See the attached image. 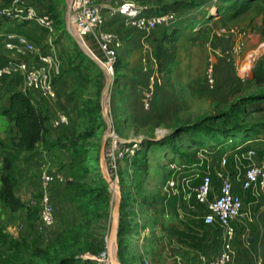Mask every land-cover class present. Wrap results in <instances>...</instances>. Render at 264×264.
Returning a JSON list of instances; mask_svg holds the SVG:
<instances>
[{
  "label": "rangeland",
  "instance_id": "rangeland-1",
  "mask_svg": "<svg viewBox=\"0 0 264 264\" xmlns=\"http://www.w3.org/2000/svg\"><path fill=\"white\" fill-rule=\"evenodd\" d=\"M6 2L7 0L4 3ZM101 4L109 5V2H102ZM216 4H220L219 0ZM214 7L215 9L211 14L215 15L216 19L214 18V21L216 23L213 26L202 23L193 28L190 27V24L187 28L186 25H183L185 21L182 19V22L174 23L168 32L162 34L149 33L143 39L142 45L134 46L127 43L126 36L130 38L139 34L135 33L130 27L123 25L118 18L115 19L105 12L100 28L120 34L123 40L120 61L116 66L112 81L108 83L106 93L107 80L101 64L102 54L96 42L93 41L94 44L92 43L91 47L85 48L79 42L80 38L76 37L80 44L75 40H71L74 43L73 45L68 39V43L66 42L64 48L60 51V53H63L62 55H66L60 61V68L56 75L60 79L61 76L65 77L68 74L74 75L73 73H75V75H78V71L83 67L87 70L85 72L86 78L78 83V89H74L76 93L71 92L74 100L81 97V100L88 104L86 112L82 111L84 117H81V119L78 118V113H73L76 117L73 122H77L74 134L80 135L76 142H80L79 145L84 143L91 147L88 153L81 155L82 163L86 165L94 164L99 170L103 169V148L108 140V126L111 125L110 129H114L121 139L130 145H136L130 158L121 163V168L127 169L137 159L138 162L146 163L148 171L145 175H142L139 171L138 175L134 177L135 187L139 185L136 188L131 186L132 180H129L126 175H121L120 181L115 182L116 191L113 186L109 185L111 190L108 195L111 204L107 211L96 209L90 214L89 211L76 208L70 198L72 186L68 187L67 194L63 193L55 198V202L59 205L58 218L55 222L56 225L52 229H47V231L39 228L37 190L29 200L30 206L24 204L16 212L11 211L0 201V264L11 261L14 253L18 251V245L22 243L30 248L37 246L47 249L50 253L48 260H41V264H55L58 255L74 250L75 245H77L75 240L69 239H65L66 241L63 243H55V238L60 237L59 235L62 233H66V230L74 233L80 239L88 240L92 247L97 246L100 237H105L108 240L112 208L119 197V191L120 200L124 201V198L121 199V195H127L128 202H126L129 206L135 208L139 203V197L144 196L145 188L154 180L160 178L159 176L165 174V169L169 168V161L177 162L181 157L191 155V152L194 151L196 142L192 140V135H194L190 130L192 123L204 122L207 127L206 131H200L196 135L197 140L207 146L214 145L211 142L213 139L208 133L210 129H215L218 134L228 133L227 131L235 128H246V130L258 128V130L261 129L264 132V99H248L249 96L264 92V77L262 81H258L254 77L256 73H259L260 62H263L264 69V55L257 56V48L264 41V36L260 31L261 15L257 9L253 8L232 18L229 17L231 13L229 10L224 9L220 14L217 12L216 6ZM197 17V20L200 21L204 17L203 12ZM2 24L6 26L3 29L1 28L4 31L3 34L16 28L14 23L9 21H3ZM220 28H224L227 35H217L216 31ZM237 29H247L248 31L244 38L242 51L231 62L225 63L227 67H222L218 72L216 84L210 87L205 82L206 66L211 59L214 60L216 65L214 58L219 56L215 50H223L215 43V39H225L230 46L233 42L232 32ZM3 34L0 35V48L4 51ZM72 47L74 52L70 55L69 51H72ZM262 51L264 53V48ZM247 53L254 55L255 60L249 77L243 79L241 78V72L238 71V66ZM150 54H153V56L150 57ZM170 54H173V57L167 59L163 68L166 74L162 77L157 67L159 68L160 61L166 59ZM152 71H157L163 84L149 101L151 103L149 109L144 108L141 99L137 110L132 111L127 101V94L130 89L133 90L139 88V86V89H141ZM13 73L17 74L18 72L13 71ZM56 75L53 76L54 80ZM3 101L0 102V107L3 105ZM92 107H94L93 110ZM66 113L69 114L70 111L66 110ZM85 117H88L87 121ZM69 131V128L65 129V132L69 133ZM222 135H219L218 139ZM230 135L228 134L226 139H230ZM232 136L235 137H231L232 140H227L221 145V151H226L241 142V135L233 134ZM11 137H17L15 129L11 125L0 131V141H3L6 145L11 142ZM239 164L240 162H238ZM64 166L65 164H61V168ZM56 171L58 170L56 169ZM128 181L131 186L129 192L126 189ZM64 183L65 181L60 184L64 185ZM73 183L96 187L94 179L88 173L83 176L78 175L76 182L73 181ZM56 184L58 185V183ZM146 184L147 186H145ZM18 190H20V187ZM125 191L127 193H124ZM138 192H143V196L135 197L134 195ZM165 193L164 182L163 200H166ZM140 199L143 200V198ZM67 200L72 203L70 204L74 207L73 209H70V205H67ZM169 200H172V198L170 197ZM145 210L148 211V209ZM191 212L196 216L191 220V224L198 225L195 230L196 233L200 234V236L198 234V237L194 236L200 238V240L196 242L195 237H193V241L191 240L190 243H198L200 247H203L205 242L203 236L209 234L211 227L204 226L202 219L197 216L196 210ZM70 214H72V218H70ZM123 219L127 221L126 217ZM168 223L175 228L178 226L173 223L172 219H169ZM132 232L125 231L122 244H127L129 234H137L134 231ZM138 235L141 237L142 234ZM144 237V240L149 239V246L152 245L151 247L159 249V253L162 247L170 245L173 248L172 243H181L176 231L171 232L168 237H161L160 235ZM164 238H166L165 241H163ZM117 240L116 237L109 253L111 250L118 257ZM99 252L100 250L95 254L86 252L83 256L94 260L95 264H114L110 257L105 261H101ZM128 257L130 256L125 254L122 260L119 259L120 263L124 264ZM35 260L39 262L40 257H35Z\"/></svg>",
  "mask_w": 264,
  "mask_h": 264
},
{
  "label": "crops",
  "instance_id": "crops-1",
  "mask_svg": "<svg viewBox=\"0 0 264 264\" xmlns=\"http://www.w3.org/2000/svg\"><path fill=\"white\" fill-rule=\"evenodd\" d=\"M7 1L9 2V0ZM97 1L100 3L109 2L110 5H114L117 3L120 5L123 2H135L143 5L150 13H157L162 9H177L179 13L182 14L181 17L185 20V24L183 25H186V21H188V19L195 13H198L197 16H200L202 14V11L197 12V8H193L190 6V2L195 0ZM4 2L5 0H0V6L3 5ZM196 2L200 3L203 9V13L205 11H209L210 13L204 25L213 26L216 23V21H214L216 19L215 15L211 14L215 9L213 0L212 2L211 0H196ZM33 4L38 15L49 14L50 16H52V18L55 20L54 29L52 31H48L46 28L40 26L36 21H31L30 23L17 26L15 30L24 32L30 37V39L34 41L36 47V55L50 54L54 57L55 64L52 67V78H54L53 76L57 74L56 72H58L60 68V61L64 59L63 56L65 57L66 55L65 53V55H62L63 53H60V51L62 50V48H64L66 42L68 43V39L71 42V40L77 41L76 37L80 38L82 43L80 41L79 42L85 48L91 47L92 43L94 44L95 41L90 35L80 37L76 35L75 32H73V29L71 25H69L68 21V6L66 1L33 0ZM111 17L115 19L118 18L117 16ZM118 20L121 21L119 18ZM5 27L6 26H4L3 24H0V35L3 34L4 31L2 29ZM126 37L128 40L127 43L133 46L142 45V41L145 38L141 37V35H135L130 38L129 36ZM215 43L219 45L221 49H223L221 50L222 52L228 49L229 42L225 39H215ZM73 44L74 43H72V45ZM73 52L74 51L72 47V51H69V54L71 55L73 54ZM214 59L216 60V65L215 63L214 65L215 75L217 78L218 72H220L222 67H227L226 64L228 61H226L222 56L215 57ZM86 71L87 70H85V68L83 67L78 71V75H75V73H73L74 75L68 74L65 77L61 76L60 79L62 80H60L57 77L58 75H56V79H53V82L57 91V97L54 100H49L40 96L31 97L33 103L37 106L38 109L42 111V113L46 117L45 125L47 126L48 130L44 135V139L45 141H47V143L66 141L67 139L71 138L72 135H75L74 130L76 128L75 126L77 122H73L74 118L76 119L73 113H78V118L81 119V117H84L81 109L86 108L88 104L84 103L81 100V97L74 100L73 93H76L74 89H78V83L82 82V80L86 78ZM139 88L133 90L130 89L127 94V101L132 111L137 110L141 102L140 100L142 99ZM20 90H25L23 84L20 87ZM72 91L74 92L71 93ZM59 110L64 112H66V110L70 111L69 114L67 113L70 116V123L68 126L63 128H56L52 123L55 113ZM85 119L87 121L88 117H85ZM8 124V119L5 116L0 115V131L5 129ZM67 128L70 129L69 133L65 132V129ZM242 133L244 132H239L238 134L242 136ZM253 133H249L247 135V138L253 140V146L256 148L259 154H264V132L261 129L258 130L257 128ZM211 142L213 144L215 143L214 140H211ZM77 146L80 147L79 145ZM233 147H231L230 150L219 152L220 155L223 153L228 154V164L224 166L222 170L230 174L233 180L234 190L241 195L243 201V216L233 220L230 224V228L233 230L232 245L234 248V257L231 264H264V193L262 192L261 195L257 197L253 195L252 191L243 190L241 188L240 180L243 177V172L238 165L239 159L234 155ZM37 149V152L32 154L29 159L19 161L17 163L18 174L21 177L20 190L18 191L17 196L25 205L30 206L29 200H31L34 192L38 190L39 187L40 172L42 170H46L49 172L63 173L65 176L64 185L56 182L58 183V185L54 183L51 188L54 199L53 201L55 203V209H57L56 218H58L59 205L55 202V198L57 195L61 196L63 193L67 194V188L72 186L73 181H75L76 179L78 164L76 165V163L74 162V151L72 148L63 147L60 145L46 147L44 146V144L39 143L37 145ZM218 160L219 156L216 155L213 161L215 166L219 168ZM61 164H65V166L61 168ZM56 169L58 171H56ZM165 172H167V170ZM122 175H126L129 180H132V187L136 188L139 186L137 185L135 187V179L132 176V170L130 167H128L127 169H122ZM159 177L160 178L154 180L153 183L149 184V186H147V184L145 185L147 187L145 188L146 191L144 193V196L143 192H138L134 195L135 197L143 196L139 197V203H137V206L135 208L127 204V206L123 209V218H127V221H125L127 230L137 233L134 235H132L133 232L132 234H129V240L126 244V255L130 257L126 259L124 264H198V260L201 255L216 257L222 249V243L225 238L224 229L216 225H204L205 227H211L209 229V234H205L203 236V239L205 241L204 246L200 247L198 243H190L191 240L193 241V237H195L194 235L198 237L199 234L196 233L195 230L198 225L191 224V220L196 217L195 214L191 211L196 210L197 216L200 218L201 215L197 209H192L187 207V205L181 204L180 202L182 201L180 196L178 195L173 196L172 200H163V184L167 178L166 173ZM109 185L110 184H108V186ZM131 186L130 182L128 181L126 188L128 192L130 191ZM214 188L216 190L218 189V183L216 181L214 182ZM108 190L110 191L111 187H108ZM124 193H126V191ZM125 196V194L123 196L121 195V199ZM140 198H143V200H141ZM122 202L123 200L120 202V206L122 205ZM66 203L67 205H70V209L74 208L71 205L72 203L68 202V200L66 201ZM76 203L77 202H74V205ZM110 204L111 199L109 198L108 207H110ZM143 207H145V209H148V211L143 209ZM71 215L72 214H70V218H72ZM169 219H172L173 223L177 224L178 226H176V228L174 226H170V224L168 223ZM174 231L177 232L181 243H172L173 248H171L170 245L162 247L160 253L159 249L151 247L152 245L149 246V239L144 240V236H146V238H148V236L159 235L161 237H168L170 233ZM138 234H142L141 237ZM197 237H195L194 240L196 242H199L200 238ZM138 239H140V242L138 241ZM165 240L166 238L163 239V241ZM260 259L261 261L259 262Z\"/></svg>",
  "mask_w": 264,
  "mask_h": 264
},
{
  "label": "built area",
  "instance_id": "built-area-1",
  "mask_svg": "<svg viewBox=\"0 0 264 264\" xmlns=\"http://www.w3.org/2000/svg\"><path fill=\"white\" fill-rule=\"evenodd\" d=\"M70 24L73 31L80 37L90 35L96 42L102 54V67L106 80L112 81L114 67L122 48V39L118 33L102 30L100 23L104 20V13L119 16L121 22L145 35L157 28L171 27L178 16L174 10H162L150 13L146 8L135 2H123L120 5H102L97 0H70ZM6 15L16 21H36L48 31L54 29V19L49 14L38 15L33 0H9L0 6V15ZM247 29H237L232 32L233 42L224 52L215 50L219 56L231 62L238 56L244 46ZM216 34L227 35L224 28ZM4 50L13 60V71H17L23 78V85L31 97L40 96L49 100L57 97V91L52 78V67L55 59L50 54H35V43L23 33L15 30L6 31L3 35ZM264 41L257 48V56H263ZM214 51V50H213ZM255 56L247 53L238 66L241 78H248L254 66ZM4 69H0V74ZM205 82L213 87L216 84L215 65L211 59L205 70ZM160 79L156 72L148 75L147 83L142 89L144 108H149L156 84ZM56 128L68 126L70 116L64 111H57L52 120ZM107 143L103 148V163L106 171L114 182L120 181L121 163L134 153L136 145H130L121 139L114 129L107 135ZM232 140L231 138L228 141ZM227 142V141H226ZM223 144V143H222ZM221 144V145H222ZM221 145L213 148L198 146L194 149L192 162L169 161L165 181L166 200L173 196H180L181 204L195 208L201 215L204 225H216L225 231L222 249L216 257L201 255L198 264H231L234 257L232 245L233 230L230 224L233 220L243 216V201L239 193L235 192L233 180L227 172L222 170L228 164V154H219ZM234 155L239 159V166L243 172L240 180L243 190L252 191L254 196L264 193V154H259L253 146L252 139L235 144ZM230 150V148L228 149ZM219 156V168L214 159ZM65 176L59 172L42 170L39 176L38 217L39 228L47 231L55 226V208L52 200L51 187L54 182L63 183ZM218 189L214 188V182ZM196 205V206H195ZM101 261L109 258L108 247L99 253ZM261 259L259 260V262Z\"/></svg>",
  "mask_w": 264,
  "mask_h": 264
},
{
  "label": "trees",
  "instance_id": "trees-1",
  "mask_svg": "<svg viewBox=\"0 0 264 264\" xmlns=\"http://www.w3.org/2000/svg\"><path fill=\"white\" fill-rule=\"evenodd\" d=\"M217 1L218 0H213V5L216 6L217 12L221 14L222 10L227 9L231 12L229 17L232 18H235L241 15L242 13L247 12L250 9L253 8L257 9L258 13L261 15L260 31L261 34L264 36V0H219L220 4H216ZM190 4L191 7L197 8L198 10L197 12H201V11L203 12L200 3H197L196 0L190 2ZM162 10H169V9H162ZM171 10H174L176 12V15L178 16V20L175 23H177L178 21L182 22L183 19L181 17L182 14H180L177 9H171ZM197 14L198 13H195L188 19V21H186L187 28L190 24H191L190 27L193 28L197 24L205 23L208 19L209 11H205L203 13L204 17L200 19V21L197 20L198 19ZM117 17L119 18V16ZM1 21L12 22L14 23V27L31 22V21H16L10 18L9 16L2 14L0 15V24H2ZM54 24H55V20H54ZM170 28L171 27L157 28L153 30V32L162 34L168 32ZM10 30H15V28ZM132 30L134 32H137L134 29ZM18 32L23 33L24 35L29 37L24 32L21 31ZM137 33L142 37H146L148 35V34L145 35L142 32H137ZM150 33H152V31ZM119 36L121 37L120 34ZM122 48H123V40H122ZM122 48L119 50L118 59L114 67V73L116 66L120 61V51L122 50ZM152 56L153 54H150V57ZM170 56L173 57V55L170 54L166 59L164 58L162 61H160L159 68L157 67L156 64L159 74L162 77L164 74H166V72L163 71V68L165 67V63L167 62V59L171 58ZM14 62L15 60H13V58H11L9 54L5 52V50L3 51L0 48V69H4V71L0 74V102L4 100L3 105L0 107V115L5 116L8 119L9 121L8 125H11L15 129V132L17 134L16 138L11 137L10 139L11 142L8 143V145H6L3 141H0V201L2 202V204L6 205L13 212L18 211L21 207L24 206V203L17 196V193L19 191L18 188L21 185V177L18 174L17 163L19 161L29 159L32 154L37 152L38 150L37 145L39 143H42L46 147L60 145L63 147L72 148L74 151V156H73V159H75L74 162L76 163V165L78 164V168H77L78 171L76 172V180L78 175L83 176L85 173L90 174V177L94 179V183L96 187H87L84 185H77L76 183L72 184L73 191L71 192L70 198L72 202H77L75 204V207L78 209L82 208V210L89 211L90 214L93 213L96 209L100 211H104V210L107 211L108 202L110 198L108 195L109 186H108V182L103 177L102 169L99 170V168L94 164H90V165L83 164L82 163L83 161H81L82 160L81 155H85L86 153H88L91 147L84 143H82V145H79L80 142H76V141H78L77 138L80 135L77 134L74 136L72 135V137L67 139L66 141L51 142V143H47V141H45L44 135L48 130L47 126L45 125L46 117L44 116L42 111L38 109L37 106L33 103L30 94L25 90H20V87L23 84V78L19 73L17 74L13 73V69L11 67L14 66ZM263 70H264L263 62H260L259 73H256V75H254V77H256L258 81L263 80L264 77ZM152 72H150L149 74H151ZM154 72L157 73V71ZM147 79L143 87H141L140 89L141 97H142V89L145 87L147 83ZM162 84L163 82L161 80L160 83L156 84V89L154 94L156 93L157 89H159V87L162 86ZM257 98L264 99V92L248 97V99H257ZM142 105H143V100H142ZM87 107L84 108L82 111L86 112ZM150 107H151V103L149 108ZM93 109L94 107H92V110ZM59 128H63V127H59ZM206 128L207 127L204 125V122L192 123L190 125V130H192V134H194L192 135V140L193 142L194 141L196 142L194 144L195 147L207 146L205 144H202V142H200L199 140H197V135H196L198 134V132L203 131ZM256 129L257 128L246 130V128H239V129L235 128L232 129L235 131L232 130L227 131L228 133L223 132L225 133L224 135H222L223 133L220 134L216 133L215 129H210L208 130V133L212 137L211 139L213 140L215 139V143L214 145L207 147L213 148L217 145H221L222 143L228 140L226 139L228 137V134H231L229 136V138H231V137H235L232 136L233 134H238L239 132H244L242 133L243 135L241 138V142L245 141L246 139H248L247 135L249 133L255 132ZM219 135H222L220 136L221 139L220 138L218 139ZM77 145H79L80 147H78ZM193 153L194 151L191 152V155L188 154L187 155L188 157L187 156L181 157V159L177 162H192ZM127 160L128 159L126 158L124 161ZM130 168L132 170L133 177H136L139 171L142 175H145L148 171V166L146 165V163L144 162L141 163V161L138 162L137 159H135L134 163L130 165ZM119 173L121 177L122 175L121 166ZM165 173L167 174V172ZM76 180L74 182H76ZM126 196L124 197V201L120 206V217H119V226H118V235H117L118 238L117 253H118V258L120 260H122V257L126 254V246H127L126 244H122L123 234L127 230L125 225V220L123 219V209L128 204L126 202L128 196L127 197ZM52 200H54L53 195H52ZM53 204L55 208L54 201ZM38 210H39V205H38ZM55 222H57L56 209H55ZM59 236L60 237L55 238L54 240L55 243L57 242L63 243L64 241H66L65 239H69V240H75L77 242V245H75L76 248L74 250H71L68 253H61L60 255H58L55 264H95L94 260L90 259L89 257H85L83 255L86 252L93 254H95L99 250L101 252L105 250L107 245V239L105 237H100L97 246L92 247L88 240H84L76 237V235L74 233H71L69 230L68 231L66 230V233H62ZM49 254L50 253L47 251V249H42L41 247H37V246L30 248L25 243H22L18 245V251L14 253L12 260L7 261L5 264H41V260H45V259L48 260ZM34 256L40 257V261L37 262Z\"/></svg>",
  "mask_w": 264,
  "mask_h": 264
},
{
  "label": "water",
  "instance_id": "water-1",
  "mask_svg": "<svg viewBox=\"0 0 264 264\" xmlns=\"http://www.w3.org/2000/svg\"><path fill=\"white\" fill-rule=\"evenodd\" d=\"M68 6V21H69V25L70 24V9H69V5H70V0H65ZM103 69V67H102ZM106 88H105V93L107 92L108 89V81H106ZM109 130L111 128V125L108 126ZM103 146V145H102ZM103 176L105 178V180L110 184L113 185V183L115 184V182L112 180V178L109 176V174L106 171V167L105 164L103 163ZM106 175V176H105ZM116 186V184H115ZM120 191H119V197L118 199L114 202L113 208H112V213H111V224H110V230H109V235H108V240H107V247H108V253H109V249H111V246L113 245L117 235H118V220H119V211H120ZM109 257L112 259V262L114 264H121L119 261V258L117 257V254L115 252H111L109 253Z\"/></svg>",
  "mask_w": 264,
  "mask_h": 264
},
{
  "label": "bare ground",
  "instance_id": "bare-ground-1",
  "mask_svg": "<svg viewBox=\"0 0 264 264\" xmlns=\"http://www.w3.org/2000/svg\"><path fill=\"white\" fill-rule=\"evenodd\" d=\"M79 41L82 43V41H81V39H79ZM108 82H109V80H108ZM113 189L116 191L117 190V187L116 186H114V183H113Z\"/></svg>",
  "mask_w": 264,
  "mask_h": 264
}]
</instances>
